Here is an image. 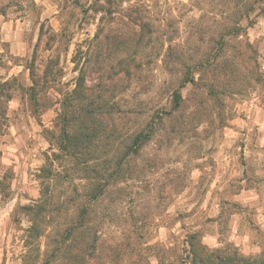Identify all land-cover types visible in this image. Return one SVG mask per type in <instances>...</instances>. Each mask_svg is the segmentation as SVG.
<instances>
[{
	"label": "rangeland",
	"instance_id": "1",
	"mask_svg": "<svg viewBox=\"0 0 264 264\" xmlns=\"http://www.w3.org/2000/svg\"><path fill=\"white\" fill-rule=\"evenodd\" d=\"M234 6L0 0V84L11 81L13 94L0 125V264H20L30 246H43L28 231L25 206L48 191L47 222L63 225L96 183L105 187L96 216L109 242L100 262L156 264L146 244H179L194 230L210 248L246 257L264 250V3L242 7L246 35L219 38L235 25ZM82 75L85 93L76 100ZM66 99L74 108L109 104L95 114L89 149H63L64 128H80L64 121ZM144 127L151 134L127 153ZM129 236L135 250L110 249Z\"/></svg>",
	"mask_w": 264,
	"mask_h": 264
},
{
	"label": "trees",
	"instance_id": "2",
	"mask_svg": "<svg viewBox=\"0 0 264 264\" xmlns=\"http://www.w3.org/2000/svg\"><path fill=\"white\" fill-rule=\"evenodd\" d=\"M249 1L250 0H235L234 8L236 10L233 12L235 16V25L227 27L224 31L219 32V38H223L229 34L246 35V28L240 23L244 15L248 12V10L244 12L242 7L247 8ZM260 2L264 3V0H260ZM251 9L254 10V7H251ZM236 16L237 19H239L237 21ZM136 19L139 21V18ZM146 26L147 24L144 22H140L139 24L140 30H143ZM155 32V28H152L151 33L153 34ZM130 61H133V59H130ZM98 62L99 60L96 63ZM200 62H194L192 66L186 63H181V65L188 70L197 67L200 65ZM129 63L131 64L132 62ZM84 77L85 75H82L76 89L73 91L76 100H81L84 97ZM31 80L32 86L30 87V91H32V95L35 96L37 94L36 89L39 86V80L35 78L33 73ZM185 83L186 80L183 79L181 86H184ZM181 86L175 88L172 93V97L174 98L172 110L175 111L180 108L183 100V95L179 89ZM11 90V81H5L0 84V125L4 124V121L8 118V103L13 98ZM1 103H4V106H1ZM62 104L64 105L62 114L65 123L79 121L80 124L79 129L71 126L72 129L70 131V129L66 130V128H64L62 134V138L64 139L63 149L72 151L77 148H87L84 143L88 140L91 141L97 135V120L95 114L97 111L105 109L109 104L104 103L96 105L94 101H90V103L85 106L78 105V107L74 108V105L71 106V104H68L67 99ZM162 113L167 115L170 111L162 110ZM150 132L151 130L147 127L136 130L133 135L132 143L126 146L127 153L131 151V148L138 145L141 138L149 136V134H151ZM87 149H89V147ZM93 172L97 173L98 171L93 170ZM104 189V186L96 183L92 190L89 191L90 194L88 193L89 196L86 202H84L79 209H76L69 222L63 225H58L53 222L55 225L50 226L47 222V213L50 211V201L47 199L48 191H46V196L44 194L40 203L38 202L33 205L25 206L24 209L27 211L29 217L28 221L31 223L28 231L32 233V236H43L45 240L43 241V246H41V242L37 243L39 245L37 248L30 246L28 251H26L24 260L20 264H106L105 262H100L101 259L99 255L102 252L101 250L106 248L105 245H108L109 242L100 238L102 236L100 232L102 224L100 225V221L99 224H97L98 218L96 216V209L99 207L100 197ZM43 224L47 226L49 230L47 231L46 228V230L41 233V225ZM137 237L140 238V235ZM127 239L126 243L121 240L115 242L116 247H110V249L120 252L122 249L132 248V243L134 244L135 242H129L132 241L131 236ZM134 245L137 246L136 244ZM135 246H133V250L136 249L134 248ZM107 247L109 248V246ZM145 247V251L156 254V264H264V250L256 256L246 257L229 247L225 249L210 248L202 242L200 232L197 230L185 234L184 240L179 244L172 243L162 246H159V244H146ZM66 254L70 257V262H56L61 258L63 259ZM147 264L152 263L149 262Z\"/></svg>",
	"mask_w": 264,
	"mask_h": 264
}]
</instances>
